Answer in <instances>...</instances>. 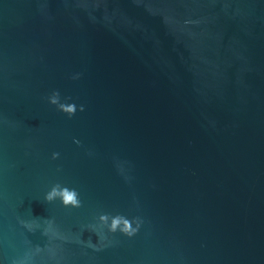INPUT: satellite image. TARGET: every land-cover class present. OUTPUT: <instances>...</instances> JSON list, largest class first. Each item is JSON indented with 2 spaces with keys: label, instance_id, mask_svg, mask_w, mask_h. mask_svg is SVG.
<instances>
[{
  "label": "water",
  "instance_id": "obj_1",
  "mask_svg": "<svg viewBox=\"0 0 264 264\" xmlns=\"http://www.w3.org/2000/svg\"><path fill=\"white\" fill-rule=\"evenodd\" d=\"M0 264H264V0H0Z\"/></svg>",
  "mask_w": 264,
  "mask_h": 264
},
{
  "label": "clouds",
  "instance_id": "obj_2",
  "mask_svg": "<svg viewBox=\"0 0 264 264\" xmlns=\"http://www.w3.org/2000/svg\"><path fill=\"white\" fill-rule=\"evenodd\" d=\"M69 199H70V197H69Z\"/></svg>",
  "mask_w": 264,
  "mask_h": 264
}]
</instances>
